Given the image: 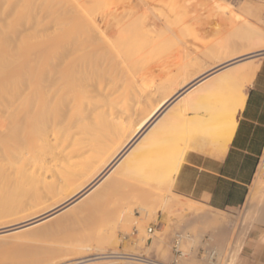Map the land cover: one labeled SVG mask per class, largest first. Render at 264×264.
<instances>
[{
    "label": "rangeland",
    "instance_id": "obj_1",
    "mask_svg": "<svg viewBox=\"0 0 264 264\" xmlns=\"http://www.w3.org/2000/svg\"><path fill=\"white\" fill-rule=\"evenodd\" d=\"M86 1L0 0V57L3 60L0 86L8 83L25 65L35 66V57L43 42L57 35L68 37V26L64 28L63 24L69 23L78 8L81 10L88 4ZM92 9L100 24L105 9L111 26L108 25L103 37H96L93 44L86 47L93 62L84 65V69L81 67V83L68 105L49 114L48 137L54 129L64 143L63 147L51 150L56 157L51 162L53 170L39 176L32 174L28 164L10 165L5 145L0 142V174L6 176L0 179V199L6 191L26 185L32 175L40 177L33 190L21 194L22 206L5 210L0 201V225L21 222L69 193L82 177L74 174L65 178L70 169L96 168L100 176L112 165H98L97 151L91 146L81 154L68 156L74 139L85 136L82 128L87 125H98L107 131L128 119L130 131L127 126H120L108 137L88 134L82 138L93 143L100 140L106 152L115 148L117 168L103 181H96L97 188L76 210L52 219L54 225L62 221L64 225L50 237L33 246L21 247L16 257L8 248L9 240L0 242V264L74 263L81 261L77 259L82 255L78 251L81 242L93 247V255L82 260L96 257L102 248L108 252L138 253L140 257H153L157 262L181 264V259L192 256L203 260L212 250L211 260L218 264L229 260L231 264H264V221L255 211L256 203L264 198V150L258 163V176L255 174L253 178L260 177L253 200L255 205L250 206L245 200L238 208L216 210L177 194L173 190L174 180L169 183L162 175L167 174L166 170L177 160L181 163L187 143L186 137L185 140L177 130L169 131L167 124L159 121L169 104L152 118L145 132L136 136L132 146L123 151L121 148L144 112L151 110L173 89L182 86L181 92L189 90L186 82L219 58L233 51L256 50L261 47L258 42L264 44V0H104L95 2ZM226 17L230 20L227 26L223 24ZM232 17L238 26H256V30L263 32V40L257 42L256 36L255 39L241 37L231 24ZM180 54L183 56L180 66L163 68V62L177 60ZM263 56L264 53L251 60L257 61ZM154 66L159 74L166 72L158 83L153 80ZM213 101V96L209 95L205 103ZM176 103L169 112L171 115L184 104ZM138 104L141 108L136 107ZM7 106L0 102V133L7 123H17L24 116V111L17 107L12 116L8 115ZM157 128H160L159 132L155 130L157 135H150ZM27 130V137L32 138L33 128ZM175 155H178L177 160ZM165 164L168 166L161 169ZM160 178L166 182L162 183ZM51 181L54 182L52 192L48 190ZM35 192L37 200L33 199ZM204 212L209 216L216 214L217 219L202 217ZM244 230L245 239L234 257ZM214 238L221 242L220 250L212 245ZM93 262L96 259L79 264Z\"/></svg>",
    "mask_w": 264,
    "mask_h": 264
},
{
    "label": "bare ground",
    "instance_id": "obj_2",
    "mask_svg": "<svg viewBox=\"0 0 264 264\" xmlns=\"http://www.w3.org/2000/svg\"><path fill=\"white\" fill-rule=\"evenodd\" d=\"M87 1H89L88 4L86 5L85 3L83 8L81 7V10L78 8V12L76 11V15L73 16L69 23H65V25L63 24V27L65 26L64 28L68 26L67 32L69 31L70 33H68V37L66 36V38H64L61 37V35H57L52 39L43 42L40 46L39 53L35 57V66L30 67L25 65L21 70L17 71L13 75L8 83L0 86V102L8 105V115L12 116L16 107L24 111L22 120L17 121V123L12 125H9L8 123L5 125L3 131L0 133V142L5 145L8 156L7 159L10 165H15L17 162L28 164L32 169V174L35 175L45 176L53 170L54 167L51 162H54L56 157L54 156L55 154L51 152V150L54 148H61L64 145L63 140H60L57 131L54 129L51 130L52 136L50 138L48 137L49 125H51V118L49 114H51L52 110H56L57 108L63 109L64 106L68 105L72 97V93L81 83V67L87 64L90 65L93 62L92 58L89 57L91 53L90 51H86V47H89L88 45H91L92 40H94L96 37H103L107 32V28H109L108 25H110L109 21L107 20H110L111 18L108 16L107 12H105V9H103V14L100 19L101 24L100 21L98 22L95 19L92 13V5L95 2L103 3L104 0ZM231 21V24L234 26L235 30L240 32L239 35L241 37L255 39L254 37L256 36L257 42L263 40V32L256 30V26L249 25L248 27V24L238 26V24H235L233 17L231 18ZM63 27L60 28V30L63 29ZM78 27L80 29L79 32L77 31ZM56 34H59V31ZM257 45L261 47L258 49L256 48V50L249 49L243 52L233 51L219 58L209 68L194 75L188 80V82H186L190 88L189 90L181 92L182 86L173 89L151 110L144 112V116L136 125V129L133 130L126 141H124L121 147L122 151L135 143L136 136L141 131L145 132L147 130V125L152 123H150L152 118H154V116H156L168 104L182 101L184 103L183 107L178 108L174 114L172 111L173 115L169 116L172 117L171 119L174 118V120H179V118L185 116V112L188 111L194 113L200 112V114H202L200 117L198 115V118L195 120V122L194 120L190 121V123L192 122L193 125L191 128H188V130L190 129V132L186 134V139L187 142L191 144V146L188 144L187 149H190V147H194L199 143L202 145H208L211 151L215 150L219 153L225 152L229 142H231L230 140L236 129V125L238 124L237 115L243 108L242 106L245 101V93L243 92L244 85L251 83L257 70L259 69L260 61H254L251 59H253L254 56L262 55L264 53V44L258 42ZM257 45L256 47H258ZM2 61L3 60L0 57V63H2ZM0 65L1 73L3 69L1 68L2 64ZM209 95L213 96L214 101L207 104L205 103V100ZM136 107L141 108L139 104L136 105ZM195 116H193V118ZM167 121L165 124L170 125V123H167ZM180 123L183 124L182 122ZM120 126H127V129L130 131L131 124L127 119L125 121H121L118 125L114 124L112 128L107 131L106 129L103 130V128L98 125H87L86 127L82 128V133H84L85 136L88 134H94L99 136L106 135L108 137L109 134H113ZM29 127L33 128L34 130V132H32V138L27 137V128ZM166 128L169 127L167 126ZM159 129H154L153 133H150V135H157L155 132L157 130V132H159ZM173 130V126L172 128L170 126V131ZM158 134L160 135L161 133ZM85 136L74 139L72 142V148L69 149L67 153L68 156L72 157L75 154H81L86 151L87 147L91 146L95 147V150L97 151L98 165H112L107 170L103 171L100 176H98L99 174L97 175L96 168L88 170L86 167L81 166L78 169H70L66 175H64L65 178H70L74 174H81L82 177L80 183L69 193L61 197L55 204L44 207L38 213L29 216L21 222L1 224L0 242L9 240L8 248L10 249L11 255H17L21 247L33 246V244L39 240L53 235L57 229L62 227L64 224L62 221V223L54 225L52 219L64 214V212L68 213L69 211L76 210L79 204L97 188L98 183H96V181H99L100 179L103 181L117 168L118 157L114 155L115 148L112 147L109 152H106L104 151L105 147L103 144H101L100 140L97 143H93L94 141L91 140L86 142L82 140V138ZM153 136L150 137L154 138ZM168 136H170V134ZM172 136L173 135H171V137ZM101 138L103 139V137ZM173 138L171 140H174ZM185 144L187 145V143ZM176 151L174 149V152L177 154L178 151ZM170 152L172 153L173 151L170 149ZM170 152L168 153L169 155ZM180 154L181 152L179 155ZM174 159L177 160L178 155ZM169 161L170 160H168V163ZM177 161L176 163L173 161L175 164H172L171 166L169 165V170H166L168 171L167 174L161 172V174L163 173L162 175H164V179L169 183L173 182L174 177L177 174L180 160L178 162ZM165 165L166 166L163 165L164 167L161 166L160 168L162 169L168 166L167 164ZM130 169L131 168L129 167V170ZM35 175L30 177L26 185L17 187L4 193L0 201L4 204L5 210H10L14 206H22L23 197L21 194L33 190L35 188L36 181L40 180V177ZM257 176L256 179L251 183L252 185L249 188L246 198V201L250 206L255 205L253 204V200L255 198L256 189L258 188L260 179V177ZM5 178V175L0 174V179ZM164 179H161L162 183L166 182ZM163 180L165 182H163ZM53 183L54 182L51 181V183L48 184V190L50 192L54 190ZM15 193L21 196H16ZM33 199H38L37 192L34 193ZM183 205L186 206V204ZM78 211L82 212V210ZM255 211L257 212L258 217L264 221V198L256 203ZM78 213L80 214V212ZM77 215H74V217L76 218ZM214 216H209L207 213L204 215L202 214V217L206 219H217V215L215 216L216 218H213ZM245 234V230L240 234L237 247L235 248L234 257L237 255L240 246L245 239ZM212 243V245L218 250L221 249L222 244L218 239L214 238ZM78 251L82 255L77 259H80L81 261H75L74 263L65 262L62 264H79L81 262L90 261L93 259H96V262H93L92 264H147L145 261H148L140 257L142 255L138 253H120L119 251L115 250L108 252L102 248L101 251L96 253V257L82 260V258L85 256L93 255L91 254L93 253V247L91 244H85L84 242L80 243L78 246ZM209 251V254L203 260H199L192 256L191 258L181 259V264H218V261L211 260L213 257V252L212 250ZM63 257H67V255H64ZM216 257L217 259L219 258V256ZM149 259L152 264H156L157 261H154L156 259L153 257ZM159 262L163 264H169L167 262ZM16 263L20 264L19 261ZM33 264L41 263L35 262ZM42 264L56 263L42 262ZM225 264H231V260Z\"/></svg>",
    "mask_w": 264,
    "mask_h": 264
},
{
    "label": "crops",
    "instance_id": "obj_3",
    "mask_svg": "<svg viewBox=\"0 0 264 264\" xmlns=\"http://www.w3.org/2000/svg\"><path fill=\"white\" fill-rule=\"evenodd\" d=\"M223 24L225 26L230 24L228 17H226ZM182 59L183 56L180 54L177 60L165 61L163 62V68L167 70V68L176 64L180 66ZM259 61V69L251 83L247 84L244 90L245 101L243 108L237 115L238 124L227 150L219 153L215 150L211 151L206 144L198 143L190 149H187L188 142L187 145H184L186 150H184L173 183V190L177 194L216 210L235 209L245 202L250 184L257 172L260 156L264 150V56ZM156 67H153L154 83H158L166 75L165 70L159 74ZM160 98L161 96L157 99ZM176 104L175 102L170 103L163 111L159 121L165 123L168 120L167 123H170V125H167L169 131L170 126L171 128L173 126L180 136L185 135L187 137L186 134L190 132L188 128L193 125L190 121L194 120L195 122L198 115L200 117L202 114L185 112V116L179 118L180 121L178 119L174 120V118L171 119L169 112ZM178 104L180 106L181 102ZM193 116L195 117L193 118Z\"/></svg>",
    "mask_w": 264,
    "mask_h": 264
},
{
    "label": "built area",
    "instance_id": "obj_4",
    "mask_svg": "<svg viewBox=\"0 0 264 264\" xmlns=\"http://www.w3.org/2000/svg\"><path fill=\"white\" fill-rule=\"evenodd\" d=\"M142 258L148 260V261H145L147 264H152L151 261H149L150 260L149 258H146V257H142ZM156 264H157V262H156ZM158 264H163V263L158 262ZM169 264H173V263H169Z\"/></svg>",
    "mask_w": 264,
    "mask_h": 264
}]
</instances>
